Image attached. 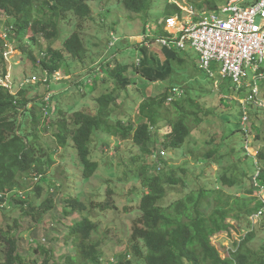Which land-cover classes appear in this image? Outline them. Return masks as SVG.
Here are the masks:
<instances>
[{
    "label": "trees",
    "instance_id": "trees-1",
    "mask_svg": "<svg viewBox=\"0 0 264 264\" xmlns=\"http://www.w3.org/2000/svg\"><path fill=\"white\" fill-rule=\"evenodd\" d=\"M90 1L93 0H0V13L14 21L12 27L10 25L7 27L8 32L15 36L13 41L21 38L22 53L34 64L40 65L47 76L44 82L38 81L35 84H48L49 77L59 73L64 66H68L63 52L71 62L84 64L85 59L89 57L87 53L90 52L89 46L92 48L97 46L80 35L83 23L87 19L93 20ZM122 2L128 11L148 16L155 0ZM162 6V17L150 21L152 36L148 41L166 35L163 27L165 18L181 13V9L175 3L167 0L162 2ZM206 6L211 10L216 8V4L207 3ZM71 19L73 21L69 22ZM63 22L71 23V33L64 38L62 49L59 50L53 48L51 42L58 38L59 25ZM145 27L146 25L143 26V31ZM111 28L114 29L112 26ZM111 37L109 35L107 42ZM40 39L48 44L44 49V56L38 61L32 46ZM4 48L0 41V52L4 53ZM161 50L164 58L151 55L148 60L146 48H140L141 59L138 64L135 61L128 65L123 64L115 55L103 56L96 65L102 66L105 74L100 82L103 86L112 82L115 84L112 91L101 93L96 98L98 109L95 114L77 110L68 119L65 110L60 107L56 115L52 116L53 114L49 112L51 95L47 96V99L45 96L30 98L24 88L12 94L8 87L0 85V209L4 213L15 212L12 222L5 226L6 230L0 226V241L4 243L2 246L4 256L0 264H50L53 250L35 238L29 240L31 243L28 244L26 253H30L28 250L32 248V253H39L41 259L20 253V245L16 239L18 237L14 238L13 235L20 227V219L30 217L40 221L57 205L60 206L62 216L86 210L85 203L71 194L66 197L61 193L60 203L56 202L49 189L46 196L41 197L43 184L49 187L50 183L47 170L55 161L53 149L49 146L44 149L38 141L41 128L44 132L52 134L57 146L66 147L69 143L72 145L82 167V178L85 179L91 177L98 169L99 162L91 157V140L96 133L119 135L122 139L130 140L139 149V154L130 157L127 162L117 163L123 167L118 180L135 179L139 180L142 186L139 192L131 191L132 194L139 195L136 208L140 212L133 221L129 239L134 260L128 258L130 250L127 249L113 255L112 259L105 260L98 247L99 243L89 242L96 227L95 223L88 216L78 214L80 217L71 218L67 225L66 234L74 251L64 255L63 264H134V261H139V264H264V243L256 250L247 248V244L253 238L251 231L245 233L240 240L234 241L224 256L212 243L214 235L229 232L234 227L229 220H239L241 216L260 212L264 207V203L256 196L235 192L237 186L243 184L242 178L245 176L253 189L264 187V173L262 169L248 172L249 168H242L240 160H235L236 141H225L229 137L228 132L217 138L205 137L202 144L211 145V148L196 157L205 165L220 166L212 180L208 179L211 170L205 169L198 176L187 178L179 176L173 169H165L166 162L163 159H158L163 168L159 167L158 171L154 168L155 162L151 165L141 162L142 154L151 155L155 152L161 153V150L182 149L187 137L193 136L194 129H201V124L207 121V116L211 114V111L204 110L197 102L202 96L199 89L197 95H194L195 88L187 86L182 89L172 80L173 60L180 65L185 61L181 53L165 47ZM3 56L0 54L1 62ZM131 69L141 79L159 85L153 93L144 96L142 101L137 103L135 120L124 112L122 116H117L113 120L111 116L114 115L115 104L119 98L117 91H129L128 86L133 82L132 74L128 73ZM5 73L6 67L3 70V77ZM205 74L209 78L211 89L215 90L213 83L218 81L213 80L214 77L207 72ZM96 76L98 75L96 74L91 82L87 81L91 84V91L96 88ZM223 79L229 80L230 85L226 93L218 89L222 96L220 103L227 107L225 110L231 107L228 105L230 102H233L234 106L235 104L240 106L235 115V128L232 132L238 133L244 140L249 129L247 105L262 107L253 101L242 103L240 100L243 97L229 100L227 97L231 94L230 91L238 88L229 78ZM80 80L75 82L79 84ZM173 87L181 88L182 92L178 95L171 92ZM210 92L212 91L208 90L207 93ZM37 100L42 102L40 106L36 104ZM29 103L32 105L27 107ZM244 113L247 115L246 123L242 120ZM228 120L226 118V121ZM161 133L162 137L159 136ZM158 146L161 148L160 151L156 150ZM246 157H249L247 153ZM257 157L264 163L263 151H258ZM248 165L251 170H255L261 164L258 167L252 160ZM178 170L185 172L182 167ZM239 170L241 172H238ZM24 176L34 177L36 181L32 188L25 185ZM176 185L181 187L179 195L167 198L166 188ZM105 189V192L112 194L110 185ZM244 190L248 193L252 191ZM251 202L254 204H250ZM106 205L108 206L104 203V208ZM262 219L264 220V216ZM61 220L66 222L64 218Z\"/></svg>",
    "mask_w": 264,
    "mask_h": 264
},
{
    "label": "rangeland",
    "instance_id": "rangeland-1",
    "mask_svg": "<svg viewBox=\"0 0 264 264\" xmlns=\"http://www.w3.org/2000/svg\"><path fill=\"white\" fill-rule=\"evenodd\" d=\"M163 1L155 0L153 9L148 16L128 11L124 7L122 0L90 1L89 4L92 10L93 20L87 19L83 23L80 35L86 41H90L91 44L93 42L97 46L94 48L91 45L89 46L90 52H87L89 57L86 58L87 60L85 59L84 64L71 62V59L63 52L68 61V66H64V69H60L59 73L53 74L51 78L49 77L48 80L50 82L48 84H35L38 81L44 82L47 76L44 70L40 68V65H37V63L34 64L26 54L22 53L20 49L21 38H16L18 42L16 39L13 41L15 36L12 32H8L7 27L8 25L12 27L14 21L2 16L0 13V41L5 47V52H0L1 56L4 55L2 62L0 59V85L8 87L12 94H15L20 88H24L27 90L30 98L45 96L47 99V96L49 97L51 95L49 112L53 114L52 116L56 115V111L60 107L65 110V115L68 119L77 110L95 114L98 109L96 98L101 93L112 91L115 84L112 82L108 83L107 86H103L100 82L102 77H105V74L102 71V66L96 65H98L103 56L115 55L123 64L128 65L133 61L138 64L141 59L140 48L143 49L145 47L148 60H150L151 55H156L160 59L164 58L161 50L162 47L158 42L145 43L144 41V33H147L150 21L162 17ZM167 1L175 3L182 9L181 13H179L180 16L182 14L186 16L187 12L185 8L190 9V6H193L196 12L202 13L211 10L207 8V3H210V5L216 4V7H218L227 0ZM71 21L73 20H69V22ZM69 22L60 23L59 36L51 42L53 48L62 49V41L71 33V23ZM145 25V31H143V26ZM109 35L112 37L107 42ZM47 44L46 41L40 39L32 46L34 56L38 61L44 56V49ZM178 52L181 53L179 54L185 61L180 65L176 60H173L174 71L172 80L177 82L175 83L177 84L176 86L180 85L182 89L187 86L195 88L194 95H197V89H199L200 95L202 96L199 101H196L200 103L204 110L211 111V114L207 116V121L201 124V129H194L193 136L187 137L182 149H176L174 151L168 149L161 150V153L155 152L157 155L142 154L140 158L141 162H144L146 165H151L155 162L154 168L158 171L159 167L162 168V165L160 166L158 163V159H163L166 162L165 169H173V172H177L179 176H187V178L188 176L196 177L205 169L211 170L208 179L212 180L220 166L215 164L211 166L205 165L196 157L211 148V145L202 144V140L205 137L210 139L216 136L217 138L222 133L226 134L228 132L229 137L225 141H236L237 152L235 153V160H240L242 168H249L248 172H255L256 170L262 169V173H264V163L257 157L258 151L264 152V75L257 80V85L260 89L258 102L262 104L259 105L262 108H257L250 104L247 105L246 111L249 116L247 127L249 129L246 138L242 140L238 136V133L232 132L235 128V115L240 106H236V104L234 106L233 102H230L228 105L231 107L225 110L227 107L220 103V97L222 96H220L218 89L226 93L227 87L230 85L229 80L222 79L219 75L218 65L212 63L210 70L214 75L213 80H217L219 83L214 82L213 87L215 90L211 89L212 87L208 82L209 78L199 66L198 54L193 49L188 48L187 50ZM92 57L93 60L90 61ZM4 67H6V73L3 77ZM262 67L264 68V62L262 63ZM87 73L89 76L90 74L92 75L87 77ZM128 73L129 75L130 73L132 74L131 78L133 82L128 86L129 91H117L119 98L115 104L114 115L111 116L113 120L117 116H122L121 114L124 113L132 120H135L137 118V103L139 104L144 96L153 93L154 89L159 85L158 83L153 84L141 79L136 73L132 72V69ZM96 74L98 75L96 76V88L91 91V84L88 82H91ZM79 79L81 80L77 84L75 81ZM208 90L212 92L207 93ZM230 93L227 98L229 100H236L238 97H245L247 91L243 87L241 89H233ZM36 104L40 106L42 102L37 100ZM31 105L29 103L27 107ZM37 112L39 114L41 113L39 111ZM226 118L229 120L226 121ZM40 130L39 143L44 149L48 146L53 149L55 159L51 168L47 170V176L50 180L49 187L45 183L43 184L41 197H45L49 189V192L54 196L56 202L60 203L59 195L61 193H64L66 197L68 194H71L85 203L86 210L81 213L62 216L59 209L60 206L57 205L46 213L40 221H36L35 218L30 217L20 219V227L13 234L14 238L18 237L16 239L20 245V253H26L28 244L31 243L29 240L35 238L41 244L47 245L53 250L50 264H63L64 255L74 251L70 245V238L66 234L67 225L71 218H79L80 215L78 214H81L88 216L95 223L96 227L91 233L89 242L94 243L97 241L99 243L98 247L104 254L103 258L105 260L112 259L113 255L121 253L126 249L127 251L130 250L128 258L134 260L131 252L132 244H130L129 239L133 221L140 212L136 208L139 195L138 193L132 194L131 191L139 192L142 186L139 180H118L120 173L123 171V167H120L117 163L120 161L127 162L130 157L139 154V149L130 140L122 139L119 135H102L96 133L97 135L92 136L94 138L91 140V157L92 159L94 158L93 160L99 162L98 169L91 177L85 179L82 178V167L79 165L77 152L72 145L69 143L66 147H59V145H56L57 143L50 132H44L42 128ZM162 135L163 133L159 136L162 137ZM160 149L158 146L156 150L160 151ZM246 153L258 167L261 164L259 168L255 170L250 169L248 163L252 160L246 157ZM160 156L161 158H159ZM180 167L184 168L185 172H180L178 170ZM238 172L241 171L239 170ZM242 180L243 184L237 186L235 192L237 191L242 195L244 193L254 195L264 203V187L255 190L252 188L246 176ZM23 181L27 187L32 188L36 180L34 177L24 176ZM107 185L111 186L112 194L105 192ZM166 189H168L167 198H175L179 195L181 187L176 185L167 187ZM244 189H251L252 191L248 193ZM104 203L108 204L105 208ZM250 204H254V202ZM5 213L0 209V226L2 227H5L7 223L10 224L15 215L14 211ZM263 216L264 207L261 208L260 212L253 213L249 216H241L239 220H229L234 227L229 232L214 235L212 237V243L218 248L219 253L224 256L234 241L240 240L245 233L251 231L253 238L247 244V248L251 250L259 249L264 243ZM63 218L67 223L61 220ZM3 245L4 243L0 241V260L4 256ZM28 251L30 253L27 252L26 254L29 256H33L38 260L41 259L39 253H32V248H29ZM139 263V261H134V264Z\"/></svg>",
    "mask_w": 264,
    "mask_h": 264
},
{
    "label": "built area",
    "instance_id": "built-area-1",
    "mask_svg": "<svg viewBox=\"0 0 264 264\" xmlns=\"http://www.w3.org/2000/svg\"><path fill=\"white\" fill-rule=\"evenodd\" d=\"M185 11L186 16L176 13L166 17L163 27L167 34L154 41L169 50L193 49L198 54L200 68L211 77H214L210 70L213 63L218 65L222 79L229 78L236 88H248L240 100L242 103L253 101L262 105L258 102L257 80L264 75V0H227L202 13L193 6ZM150 36L149 25L144 34L145 43L153 42L148 41ZM171 92L178 95L182 89L173 87ZM242 120L246 123V113Z\"/></svg>",
    "mask_w": 264,
    "mask_h": 264
},
{
    "label": "clouds",
    "instance_id": "clouds-1",
    "mask_svg": "<svg viewBox=\"0 0 264 264\" xmlns=\"http://www.w3.org/2000/svg\"><path fill=\"white\" fill-rule=\"evenodd\" d=\"M241 88H243V87H240V88H238V89H241ZM244 88H246V87H244ZM246 91H247V93H248V88H246ZM247 93H246V94H247ZM241 99H242V98H241Z\"/></svg>",
    "mask_w": 264,
    "mask_h": 264
}]
</instances>
